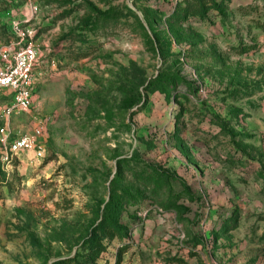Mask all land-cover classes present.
<instances>
[{
    "label": "rangeland",
    "instance_id": "rangeland-1",
    "mask_svg": "<svg viewBox=\"0 0 264 264\" xmlns=\"http://www.w3.org/2000/svg\"><path fill=\"white\" fill-rule=\"evenodd\" d=\"M16 27L0 264H264V0H0Z\"/></svg>",
    "mask_w": 264,
    "mask_h": 264
},
{
    "label": "built area",
    "instance_id": "built-area-1",
    "mask_svg": "<svg viewBox=\"0 0 264 264\" xmlns=\"http://www.w3.org/2000/svg\"><path fill=\"white\" fill-rule=\"evenodd\" d=\"M16 41L10 47L0 48V91L6 95L0 116V143L2 160L9 162L20 152L35 149L28 134L11 136L10 121L26 114L32 107L34 80L43 73L37 69L38 49L32 38H27L18 27L12 31Z\"/></svg>",
    "mask_w": 264,
    "mask_h": 264
},
{
    "label": "trees",
    "instance_id": "trees-1",
    "mask_svg": "<svg viewBox=\"0 0 264 264\" xmlns=\"http://www.w3.org/2000/svg\"><path fill=\"white\" fill-rule=\"evenodd\" d=\"M186 1H188V0H186ZM197 1H199V0H197ZM193 4H194V2H193ZM198 4V3H197ZM196 4V6H199V5H197ZM14 163H16V161H14ZM96 233H91V235H90V237H89V239H87V241L86 242H88L89 241V243H91V242H93V240L96 238Z\"/></svg>",
    "mask_w": 264,
    "mask_h": 264
}]
</instances>
